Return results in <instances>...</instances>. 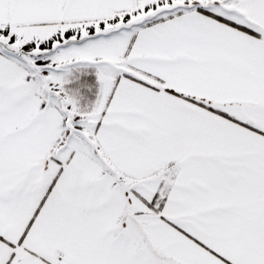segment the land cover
<instances>
[{"label": "snow or ice", "instance_id": "snow-or-ice-1", "mask_svg": "<svg viewBox=\"0 0 264 264\" xmlns=\"http://www.w3.org/2000/svg\"><path fill=\"white\" fill-rule=\"evenodd\" d=\"M0 264H264V0H0Z\"/></svg>", "mask_w": 264, "mask_h": 264}]
</instances>
